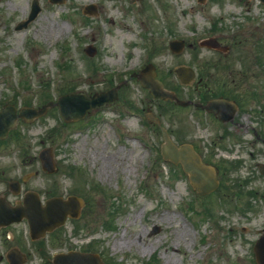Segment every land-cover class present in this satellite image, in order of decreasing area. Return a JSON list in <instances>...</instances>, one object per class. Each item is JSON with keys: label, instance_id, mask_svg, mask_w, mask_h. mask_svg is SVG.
<instances>
[{"label": "rangeland", "instance_id": "1", "mask_svg": "<svg viewBox=\"0 0 264 264\" xmlns=\"http://www.w3.org/2000/svg\"><path fill=\"white\" fill-rule=\"evenodd\" d=\"M32 1H0V108L41 107L71 90L91 95L123 78L128 87L123 98L77 122L64 124L56 107L33 122L20 119L19 142L11 134L4 139L0 195L17 201L22 195L12 193L7 181L30 175L23 191L37 190L43 201L49 191L77 194L88 205L80 219L40 240L30 238L26 222L3 228L0 264H9L14 247L28 255L26 264H53L55 253L69 250L97 252L107 264H256L253 247L264 231V177L258 170L264 162L263 104L251 99L232 121L216 125L155 101L131 74L154 63L166 85L185 96L201 78L200 89L263 94L264 2L38 0L37 17L17 29ZM87 4L96 5L95 13H84ZM210 37L227 50L201 44ZM175 38L186 40L180 53L168 45ZM89 44L98 48L94 57L85 53ZM181 65L199 73L194 83L179 82L174 69ZM149 107L177 143L196 142L206 160L220 165L222 188L202 197L180 166L164 161L161 133L140 114ZM46 147L53 148L55 174L42 170L38 155ZM231 159H238L237 170ZM237 177L242 189L232 190Z\"/></svg>", "mask_w": 264, "mask_h": 264}, {"label": "water", "instance_id": "2", "mask_svg": "<svg viewBox=\"0 0 264 264\" xmlns=\"http://www.w3.org/2000/svg\"><path fill=\"white\" fill-rule=\"evenodd\" d=\"M53 1L62 2L63 0ZM40 10L39 3L35 0L29 19L22 22L18 27H26L38 15ZM207 44L220 47L217 40L213 38L209 39ZM171 45L175 51H180L183 44L181 42H172ZM88 52L93 55L96 50L90 48ZM185 71L187 70H178L179 76L184 82H189L194 77V73L190 71V74H185ZM155 76L156 73L153 70L151 75L140 77L142 84L150 89L155 98L175 100L182 105L187 104V102L178 99L173 91L165 89L163 82ZM116 98H118L116 90L103 92L92 98H88L84 94H68L60 97L57 105L60 107L61 114L66 120H78L83 118L88 110ZM227 105L229 104L226 101H221L220 103L223 109H226ZM51 106H55V104L49 103L40 109L24 107L19 113L14 105L5 106L0 111V137L5 138L8 135L9 131L17 125L19 116L25 117L27 120H34L44 115ZM234 112V109L229 110V112L224 111L222 115L223 119L228 120L232 118ZM148 117L159 124L162 129L164 142L161 152L163 158L174 164L182 165L185 173L188 174L191 185L198 194L207 195L217 190L220 185L217 169L212 165L206 164L192 144L183 143L178 146L154 113H150ZM40 157L46 170L50 172L56 171L52 148L44 149ZM260 170L264 174V164H260ZM35 196L34 198L27 196L24 205L13 208L0 204V228L12 222L21 221L26 217L30 223L32 237L39 238L47 232L53 231L55 228L65 224L68 217L79 218L85 205L84 199L76 195H70L66 199L63 197H53L47 200L45 206L42 205L40 199L37 197L38 195L35 194ZM158 231L159 228L154 229V232ZM254 252L257 263L264 264V233L256 241ZM9 259L11 264H24L26 260L24 255L17 254L15 250L9 253ZM53 262L54 264H105L99 254L85 253L77 250L58 253L54 256Z\"/></svg>", "mask_w": 264, "mask_h": 264}, {"label": "flooded vegetation", "instance_id": "3", "mask_svg": "<svg viewBox=\"0 0 264 264\" xmlns=\"http://www.w3.org/2000/svg\"><path fill=\"white\" fill-rule=\"evenodd\" d=\"M174 90L178 91V89H174ZM189 90L192 91V92H189L187 95L188 99L190 100L189 106L197 107V110H199L198 111L199 113H202V111H205V113H207L210 117H212V114L214 113L208 112L203 107L205 104H207L209 100L213 98H218V97H226V98L231 99V96L229 94H217V92H215L214 89H189ZM198 103H201L203 105L197 106Z\"/></svg>", "mask_w": 264, "mask_h": 264}, {"label": "trees", "instance_id": "4", "mask_svg": "<svg viewBox=\"0 0 264 264\" xmlns=\"http://www.w3.org/2000/svg\"><path fill=\"white\" fill-rule=\"evenodd\" d=\"M236 180L237 181L235 182V185H233V187H231L232 190L237 189V188L242 189V186H243L242 179L239 177L238 179L236 178ZM228 188H230V185L228 186ZM238 193H239V190L234 191V194H238Z\"/></svg>", "mask_w": 264, "mask_h": 264}, {"label": "bare ground", "instance_id": "5", "mask_svg": "<svg viewBox=\"0 0 264 264\" xmlns=\"http://www.w3.org/2000/svg\"><path fill=\"white\" fill-rule=\"evenodd\" d=\"M92 2H94V3H97L95 0H91ZM50 28H51V25H49V27L46 29V31H49L50 30ZM104 169H106V168H104ZM102 173H105V175H106V178L108 177H110V172L108 173V172H104V171H101ZM121 241H123V242H127V240H130V238H126V237H122L121 239H120ZM131 241V240H130ZM130 241H128V242H130ZM132 243V242H131Z\"/></svg>", "mask_w": 264, "mask_h": 264}]
</instances>
